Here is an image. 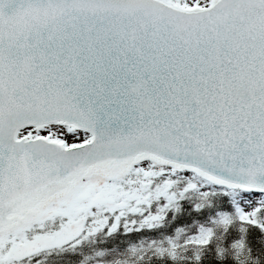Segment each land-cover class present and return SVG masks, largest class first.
<instances>
[{
    "label": "snow or ice",
    "instance_id": "1",
    "mask_svg": "<svg viewBox=\"0 0 264 264\" xmlns=\"http://www.w3.org/2000/svg\"><path fill=\"white\" fill-rule=\"evenodd\" d=\"M246 162L264 172V0H0V264L51 216Z\"/></svg>",
    "mask_w": 264,
    "mask_h": 264
},
{
    "label": "trees",
    "instance_id": "2",
    "mask_svg": "<svg viewBox=\"0 0 264 264\" xmlns=\"http://www.w3.org/2000/svg\"><path fill=\"white\" fill-rule=\"evenodd\" d=\"M188 184L185 176L179 177L170 188L174 192L172 202L165 205L161 198L158 199L160 202L154 198L143 207L142 210L157 216L156 223L148 229L135 225L127 231L130 223L120 218L116 228L110 230L109 226H113L108 220L103 224V218H89V222L81 225V234L76 238L33 249L27 252L28 258L20 261V264H78L98 253L105 254L104 262L107 264H264V231L239 218L232 191L214 186L204 197L192 189L180 193ZM220 212L230 215L226 225L215 228L203 242L186 245L178 258L151 255L128 258L127 261L120 259L123 257L121 252L128 245L143 237V234L147 236L149 231L154 232L150 235L161 237L180 228L210 225ZM263 213H256L258 221Z\"/></svg>",
    "mask_w": 264,
    "mask_h": 264
},
{
    "label": "rangeland",
    "instance_id": "3",
    "mask_svg": "<svg viewBox=\"0 0 264 264\" xmlns=\"http://www.w3.org/2000/svg\"><path fill=\"white\" fill-rule=\"evenodd\" d=\"M190 184L187 187H183L182 191L194 190L201 197H204L207 192L216 186L211 181L197 175L194 178L190 177L188 174L184 175ZM232 191V196L236 203L239 217L243 220L250 219L252 221L258 222L260 225H264V213L262 219L258 221L255 213L256 208L264 206V193H259L258 195L252 196L251 194H246L245 191H239L235 189H230ZM168 196L171 199L166 198L164 195H156L155 191L153 195L144 202L137 203L135 201H124L118 206L117 212H110L104 210L93 209L91 213H81L72 218L71 221L67 217L55 215L45 219L42 225H35L33 228L27 232V239L30 243H27L25 248L21 251L29 252L33 249L43 247L53 243H64L71 241L76 238L77 235L81 234V225L85 222H89V218H103V224L107 223L108 220L111 226L109 229L116 228V224L119 223L120 218L126 219V222L130 223V227L126 230L130 231L132 227L143 226L141 228L148 229L156 223L157 217L152 212H146L142 210L143 207L147 206L151 199L161 198L163 203L167 205L174 200V192L168 189ZM105 213V214H103ZM98 215V216H97ZM108 217V218H104ZM111 217V218H110ZM230 215L225 212H220L217 214L210 225H197L192 227V229H176L170 234L157 237L154 232H148L147 236L144 234L143 237L135 240V242L128 245L123 252H121L124 261L128 258L137 259L142 256H159V257H170L178 258L186 245L190 243H201L205 240L207 235L212 233L215 228H223L229 220ZM133 219V221L131 220ZM132 221V222H131ZM104 253H98L92 257H86L78 264H107L105 261Z\"/></svg>",
    "mask_w": 264,
    "mask_h": 264
},
{
    "label": "water",
    "instance_id": "4",
    "mask_svg": "<svg viewBox=\"0 0 264 264\" xmlns=\"http://www.w3.org/2000/svg\"><path fill=\"white\" fill-rule=\"evenodd\" d=\"M252 165L244 164H229L219 169L208 171L207 175H200L213 183L219 185L242 190L264 188V172H252ZM211 177V178H210ZM264 193V192H260Z\"/></svg>",
    "mask_w": 264,
    "mask_h": 264
}]
</instances>
